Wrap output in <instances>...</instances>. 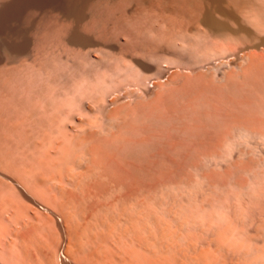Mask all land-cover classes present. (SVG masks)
<instances>
[{
  "label": "bare ground",
  "instance_id": "bare-ground-1",
  "mask_svg": "<svg viewBox=\"0 0 264 264\" xmlns=\"http://www.w3.org/2000/svg\"><path fill=\"white\" fill-rule=\"evenodd\" d=\"M126 62L146 78L168 63L190 72L175 124L142 127L162 131L160 147L133 139L144 131L131 105L92 104L101 124L75 117L92 107L80 82L114 83ZM31 192L59 195L66 253L42 235ZM44 259L264 264V0H0V264Z\"/></svg>",
  "mask_w": 264,
  "mask_h": 264
},
{
  "label": "rangeland",
  "instance_id": "rangeland-1",
  "mask_svg": "<svg viewBox=\"0 0 264 264\" xmlns=\"http://www.w3.org/2000/svg\"><path fill=\"white\" fill-rule=\"evenodd\" d=\"M131 65H132V64H129L128 62H126V66H125V63H124V66H125V67H122V68H123V69H124V68L126 69L127 66H129L128 68H130V69L127 68L126 70H127L129 73H133L132 71L135 70L136 77L134 76V74H133L132 76H129V75H131V74H129L125 69H124V70L126 71V73H124L125 71H124L123 69H121L122 72H123V74H128V77H129V78L126 77L125 75H123V74L119 71V73H121L122 76H121V74H120V77H119V74H118V75L116 76V79H115V77H114L115 80L113 79L114 81L117 80L118 83H119V84H118L117 81L114 82V83H117V84H118V85L115 84L118 90L115 88V85H114V83H112L113 81H111V80H110L111 82H110L109 80L106 81V82H100V83L102 84V86H101V84H99L98 81H95V80H93V81H88V80H87V81H88L87 83H90V85H87V83L85 84L86 81H85V82L82 81L83 83L80 82L81 87H80L79 89H82V88L85 87V86H86V88L88 89V86H90L89 88H90V90H91V89H94L95 85L97 86V88L95 87V88H96V89H95V93H94V91L92 92V90H91V92L89 93L90 90L88 89V93H86V95H87L88 97H86V95H84V98H83V99L89 101L91 105H92V104H96V103H98V104L101 105V102H102V100H103L102 103L105 104V105H103L104 107H111L112 105H113L112 107H114V108H115V106H117V107L119 106V107H120V106H121V103L123 104L122 106H124L125 104H128L127 106L131 105V106H132V109H134V110L132 111L131 106H129L130 109H128V108H127V109H128L129 112H131V111L134 112V111H135V113H136V110H137V113H136L135 116H138V117L140 116V117H141V119H140V122H141V123H140V124L137 123V124L139 125L138 127L141 126V130L144 129V128L142 129V127H144V125H145V128L147 127L146 129H148V126H147V125H148V122H147L148 119H146V118H147L149 115H150V116H149L148 118H150V119L153 118V116H154V117L157 116V120L161 118V119L158 121V124H159L158 128H160V129L165 128L166 125H174V124H175V120H174V119L172 120L171 118H173L172 116H174V118L176 119V116L179 117V116H181V115L183 114V112H182L183 107H182V106H185V102H184V101H186V99H188L187 97L189 96L188 94H189V92H190V91H189L190 89L188 88L189 85H187L186 83H184V84L181 83V81L183 82V78H182L180 75L182 74V75L184 76L183 73L188 74V73H190V72H187L188 70H187V71L182 70V69L180 70V68H178V66H173V65H175V64H170V63H168V64H167V65H168L167 67H168L169 69L166 67V68L168 69V71L166 70V73L168 72L167 74L164 73V76H163V75L160 76L161 73L157 72V73L150 74L151 76H150V75H149V76L147 75V76L149 77V79H147L148 77L146 78V75H145L143 72H141L137 67H135V66L133 67V65H132V67H131ZM169 65H172V66H169ZM132 68H133V69H132ZM135 68L138 70L139 73L136 72L137 70H136ZM156 69H158V68H156ZM129 70H132V71L130 72ZM156 71H157V70H156ZM158 71L161 72V69H159ZM169 71H170V72H169ZM162 73H163V71H162ZM170 73H171V74H170ZM172 73H173V74H172ZM174 73H175V74H174ZM142 74H143V75H142ZM154 74H157V77L154 78ZM177 74H178V75H177ZM179 74H180V75H179ZM139 75H140V76L142 75V76L140 77ZM144 75H145V77H143ZM124 76H125L126 78H128V80H127L126 78H124V79L127 80V81H125V80L122 78V77H124ZM177 76H178V77H177ZM133 77H135V78L133 79ZM150 77L153 78V79H151V81L154 80V81H153V84H154V82H155L154 85H155V86L157 85V86H156L157 88H156L153 84H152L153 87H152V86H148L149 83H150ZM159 77H160V79H159ZM161 77H162V78H161ZM163 77H164V78H163ZM179 77H181V78L179 79ZM117 78H118V79H117ZM137 78H139V79L137 80ZM157 78H158V79H157ZM170 78H171V79H170ZM172 78H173L174 80H173ZM122 79H123V80H122ZM129 79H130V80H129ZM142 79H143V80L145 79V80L142 81ZM119 80H120V81H119ZM146 80H147V81H146ZM158 80H159V81H158ZM165 80H166V81H165ZM169 80H170V81H169ZM176 80H177L178 82H177ZM179 80H180V81H179ZM121 81H122V82H121ZM124 81H125V82H124ZM131 81H133V82H131ZM134 81H135V82H134ZM172 81H175V82H172ZM91 82H93V85L91 84ZM107 82H108L109 84H107ZM139 82H140L142 85H141ZM144 82H146V83H144ZM165 82H166V83H165ZM94 83H95V85H94ZM147 83H148V85H146ZM159 83H160V85H158ZM169 83H170V84H169ZM174 83H175V85H174ZM83 84H85V85L82 86ZM97 84H98V85H97ZM110 84H112V85L114 86V88H113L114 90H112V89H109V90H108V87H107V86L111 87ZM120 84H121V85H120ZM127 84L130 85V87H133V88H129V86H128ZM162 84H163V86H165V87L161 86ZM178 84H179V85H178ZM180 84H181V85H180ZM99 85H100V87H99ZM119 85H120V86H119ZM124 85H126V86H124ZM139 85H140V87H139ZM170 85H171V86H170ZM176 85H177V87H178V86H182V87L184 86V87H183V89H182V87H180L181 89H180L179 87H178V88H175ZM185 85L188 86L187 89L185 88ZM113 86H112V87H113ZM118 86H119V87H118ZM135 86H136L137 89L134 88ZM141 86H142V87L145 86V88H144V87L142 88ZM166 86H167V87H166ZM121 87H122V88H121ZM125 87H126V88H125ZM146 87H149V88L147 89L149 92L146 90ZM171 87H172V89H171ZM101 88H102V89H103V88L105 89V90L103 89L104 92L102 91ZM106 88H107V89H106ZM127 88H128V91H127ZM163 88H164V89H163ZM130 89H132V90H130ZM149 89H150V90H149ZM167 89H169V90H167ZM174 89H175V90H174ZM179 89H180V92H177L176 90L179 91ZM99 90H100V91H99ZM121 90H122V91H121ZM134 90H135V91H134ZM153 90H154V92H153ZM155 90H156V91H155ZM171 90H172V91H171ZM173 90H174V91H173ZM107 91H108V92H107ZM112 91H113V92L115 91V92H117V93L115 94V92L113 93ZM130 91H131V92H130ZM99 92H100L102 95H101ZM102 92H103V93H102ZM121 92H122V93H121ZM126 92H127L128 95L126 94ZM143 92H145V93H143ZM155 92L157 93L158 96L156 95ZM173 92H174V93H173ZM183 92H184V94H183ZM185 92H186V93H185ZM112 93H113V94H112ZM134 93H135V95H132V94H134ZM142 93H143V94H142ZM160 93H161V94H160ZM171 93H172V94H171ZM178 93H179V94H178ZM98 94H99V95H98ZM105 94H106V95L108 94L109 96H106ZM138 94H139V95H138ZM144 94H145V95H144ZM150 94H151V95H150ZM167 94H168V95H167ZM94 95L96 96V98H95ZM116 95H117V96H116ZM121 95H122V96H121ZM155 95H156V96H155ZM160 95H161V96H160ZM170 95H171V96H170ZM177 95H178L179 97H177ZM184 95H185V96H184ZM187 95H188V96H187ZM90 96H91V97H90ZM92 96H93V97H92ZM97 96H98V97H97ZM119 96H120L121 98H120ZM135 96H136V97H135ZM141 96H142V97H141ZM153 96L156 98V101L154 100V98H152ZM180 96H181V97H180ZM182 96H183V97H182ZM130 97H131V98H130ZM171 97H173V98H171ZM91 98H92V99H91ZM98 98H99V99H98ZM102 98H103V99H102ZM110 98H111V99H110ZM119 98H120V99H119ZM133 98H134V99H133ZM160 98H161L162 101H160ZM93 99H95V101L92 102L91 100H93ZM96 99H97V100H96ZM105 99H107L108 102L105 101ZM112 99H113V100H112ZM122 99H123V101H122ZM124 99H125V100H124ZM158 99H159V101H158ZM99 100H100V101H99ZM115 100H116V104H115ZM134 100H135V101L137 100V101L135 102ZM138 100H139V101H138ZM148 100H149V102H148ZM170 100H171L172 102H170ZM96 101H97V102H96ZM98 101H99V102H98ZM111 101H114V102L112 103ZM151 101H152V103H151ZM157 101H158V102H157ZM166 101H167V102H166ZM182 101H183V102H182ZM94 102H95V103H94ZM139 102L141 103V107L139 106V105H140ZM181 102H182L183 104H182ZM106 103H107V104H106ZM108 103H109L110 105H109ZM144 103H145V104H144ZM171 103H172V104H171ZM180 103H181V104H180ZM117 104H118V105H117ZM136 104H137V105H136ZM143 104H144V105H143ZM147 104H148V106H146ZM166 104H167L168 106H167ZM175 104H176V105H175ZM150 105H151L152 107H151ZM157 105H158V107H157ZM181 105H182V106H181ZM77 106H78V103L76 102V104L73 105V108H76ZM96 106H97V104H96ZM127 106H125V107H127ZM159 106H160V108H159ZM164 106H165V107H164ZM93 107H94V108H93ZM97 107H98V106H97ZM97 107H95V105H92V107L90 108L91 110H90V109H88V110L86 109L85 112L82 110L83 113L79 110L78 107H77L76 109H74L76 112H75L74 110H73V111L77 114V115H76V114L74 113V114H75V117L78 118V119H77L78 121H80V120L83 119V120H82V123H84L85 120H86V124H87L88 126H90V124H92V123L95 124V123H96L95 120L99 119L100 116L103 114V111H102V110H101V111L99 110V109L102 107V105H101L100 107H98L99 109H98ZM112 107H111V108H112ZM134 107H136V108H134ZM168 107H169L170 109H169ZM178 107H179L180 109H181V107H182V109L179 110V109H177ZM141 108H143V109L145 108V110H143V109H141ZM147 108H148V109H147ZM166 108H168V112H167ZM77 109H78V111H77ZM154 109H155V110H154ZM160 109H161V110H160ZM159 110H160V112H159ZM177 110H178V111H177ZM149 111H150L151 113H150ZM157 111H158L159 113H158ZM170 111H171V115H172V116H171L170 113H169ZM180 111H181V113H180ZM96 112H97V113H96ZM99 112H100V113H99ZM101 112H102V114H101ZM145 112L148 113V115H147ZM156 112H157L158 114H157ZM164 112H165V114H164ZM70 113H71V112H70ZM79 113H81V114H84V113H85L86 116H88V115H90V116H89V117H86L85 115H81V114H79ZM88 113H90V114H88ZM138 113H139V114H138ZM143 113H144V114H143ZM71 114H73V113H71ZM74 114H73V115H74ZM96 114H98L99 118H97L98 116L96 117ZM131 114H132V113H131ZM137 114H138V115H137ZM141 114H142L144 117H143ZM159 114H160L161 116H160ZM173 114H174V115H173ZM93 115L96 117L95 120H94V118H93V117H94ZM169 115H170L171 117H170ZM175 115H176V116H175ZM83 116H84V117H83ZM91 117H92L93 120L90 119ZM101 117H102V118H101L102 120H101V119H99V120L103 122V120H104V119H103V118H104V114H103V116H101ZM162 117H163V118H162ZM142 118H143V120H142ZM170 119H171L172 121H171ZM90 120L94 121L95 123L92 122V121H90ZM154 120H156V118H155ZM157 120H156V121H157ZM162 120H163V121H162ZM168 120H169V121H168ZM78 121H77V122H78ZM87 121H88L89 123H88ZM100 121L97 120V122H99V123L101 124ZM142 121L145 122V123L143 124ZM167 121H168V122H167ZM91 122H92V123H91ZM169 122H170V123H169ZM171 122H173V123H171ZM78 123H79V122H78ZM75 124H76V125H75ZM75 124H74L73 128H76V129H77V128H78V124H77V123H75ZM80 124H81V122H80ZM84 124H85V123H84ZM84 124H83V126H84ZM137 124L135 125V128L137 127ZM146 124H147V125H146ZM96 125H97V124H96ZM162 125H165V126H162ZM94 126H95V125H94ZM79 127H80L79 129L83 128L82 126H79ZM138 127H137V128H138ZM137 128H136V129H137ZM76 129H75L74 131H76ZM79 129H77V130H79ZM144 130H145V129H144ZM144 130H143V131H144ZM58 131H59V132H56V142H57V140H58L57 143H59V141H60V143H61V142H65L64 140H66V139L63 138V137H67V136H66V134L64 133V130H63V129H59ZM137 132H139V133L141 132V134H142L143 137L141 136V134H138V136H137V134H135V136L133 137V139H134L135 137H136L137 139H141V138L143 139V138H145V136H147V137H146L147 139L145 138V140H146V142L149 141L148 144H149V143H150V144L152 143L151 146H158V145H159V147L161 146V145H160L161 143L159 144V143H157V142L160 141V140H159V139H160L159 135H161V132H162V131H159V130H155V131L146 130V131H144V132H147V133H144V132L142 133V131H140V128H139V129H137ZM57 133H58V134H57ZM73 133H74V132H73ZM135 133H136V131H135ZM62 134H63V135H62ZM152 134H153V135H152ZM155 134H156L157 136H156ZM139 136H140V137H139ZM152 136H154L155 138L153 139ZM156 137H157V138H156ZM158 137H159V138H158ZM171 137L173 138V139H171V140H173V141L176 140V138H175L174 136H171ZM60 138H61V140H59ZM136 138H135V140H137ZM174 138H175V139H174ZM155 139H156V140H155ZM152 140H153L154 142H153ZM157 140H158V141H157ZM160 142H161V141H160ZM150 144H149V145H150ZM153 144H154V145H153ZM150 153H151V151H150ZM56 177H58L57 174H56ZM4 184H5V183H2V184H1V185H2L1 190H2L3 188H5L6 184H5V186H4ZM3 186H4V187H3ZM7 187H8V186H7ZM8 189H9V188H6V192H7ZM4 191H5V189L3 190V192H4ZM8 192H9L8 194L4 192V193H5V194H4L5 197H8V198L13 199L12 197L15 196L13 200H15V199H16L15 201L18 200V199H17L18 197L15 195V193H14L12 190H11V191L8 190ZM11 192H12L13 195H11ZM35 192H36V191H35ZM56 193H57V192H56ZM31 194H33V196H35V197L37 196V194H39L38 197H40L41 199L38 198V197H37L36 199H39V200H41V201L44 200V203H45V204H44L43 202H41V201H39V200H38L39 204H38V205H35V206H34L33 204H30V203H29L30 205L33 206V208H35V209L37 208V209H38L37 211H39V209H40V212H42L41 215H42V214H43V215H44V214L46 215V216L44 217L45 219L42 220L41 217H42L43 215H42V216H41V215H37V212H36V210H35V216H37V217L39 218L38 220H42V222H40V221H39V222L42 223V225H43V223L45 224V225H43V227H42V225L40 224V227H41L40 230L43 231V234H42V231H40V233H41L42 235L45 234L44 236H47V235H48L49 237H51V238H49V239L47 240V241L50 240V242H51V243L48 242V244H54V243H57V245L55 244L56 247H54V248H55V249H54V250H55V253H56L57 250H58V249L56 250V248H58V247H59L58 245H60V244H59V243H60L59 241H61L60 237L65 238L66 246L60 248V250H58V253H57V254H58V255H60V254L62 255V252H65V253H66V251H67V240H69V237H70V230H71V228H70L71 225H69V224H71V223H69L68 221L66 222V217H65V216H66V213H65V212H64V214H61V213H60V212L62 211V209H64V208H63L64 206L62 205L61 200H59V199H60V198H59V195L57 194V196L54 197V196L50 195V193H48L49 196H48V195L46 196L45 193H42V194H41V193H37V194L35 195L34 192H31ZM43 194H44V195H43ZM7 195H8V196H7ZM43 196L46 197V198H44ZM50 196H51V197H50ZM51 198H54V200H56V202L52 201V202H54V203H51V201L49 200V199H51ZM46 200H47V203H46ZM58 201H59V203L61 202L60 205L63 206V207H61L60 205H57V206H56V204H59ZM40 202H41V204H40ZM50 203H51V205H52L53 208H54V207H56V208L52 209L51 207H49V206H51ZM55 203H56V204H55ZM29 204L27 203V205H29ZM43 204H44V206H43ZM30 205L27 207L28 210L32 209V207H31ZM46 205H49V206L45 207ZM29 207H30V208H29ZM57 207L59 208V211H60V212H59L58 210H57V211L61 214V216L64 215V216H63V217H65V218H64V221H63L62 217H60V214L56 212V209H58ZM43 211H44V212H43ZM52 211H53L54 213H52ZM63 211H64V210H63ZM29 213H30V214H32V213L34 214V212H33L32 210L29 211ZM50 213H51V214H50ZM56 215H58V216H56ZM39 216H40V217H39ZM48 216H49V217H48ZM37 217H36V218H37ZM56 217L58 218V220H59V218H60V220L58 221ZM51 219H52V221H50ZM45 220H46V221H45ZM53 220H54V222L56 221V222H55V223H56V226H54V224L52 223ZM60 221H61V222H60ZM39 222H38V223H39ZM47 222H49V223H47ZM50 222H51V224H50ZM58 222L60 223L61 226L58 225V224H59ZM63 222L65 223V225L63 224ZM61 223H62V224H61ZM49 224H50V226H47V227H46V225H49ZM44 226L46 227V231L44 230ZM53 226H54V227H53ZM62 226H63V227H62ZM65 226H67V228H65ZM48 227H49V228H48ZM50 227H51V229H52V228H55V230L52 229V230L55 231V232H53V236H52V235H49L50 232L47 233L48 230H50ZM56 227H57V228H56ZM60 227H61V228H60ZM47 228H48V230H47ZM62 228H63V229H62ZM56 229H58V230H56ZM61 229H62V230H61ZM60 230H61V231H60ZM63 230H67V231L65 232V231H63ZM50 231H51V230H50ZM59 231H60V235H59V233H58ZM68 231H69V232H68ZM61 232H63V233H61ZM51 234H52V233H51ZM67 234H68V239H67ZM56 235H57V236L59 235V236L56 237ZM64 235H65V236H64ZM54 237H55V239H56V238H58V239H57V240H54V239L52 240V238H54ZM47 238H48V237H47ZM54 241H56V242H54ZM57 246H58V247H57ZM50 247H51V245H50ZM65 247H66V248H65ZM46 252L50 254V249L47 248V249H46ZM60 252H61V253H60ZM62 257H63V256H62ZM44 260H45V261H44ZM44 260H43L44 263H42V264H46V263H47V262H46L47 259H44ZM49 263H50V264H58V261L55 259L54 262L51 261V262H49Z\"/></svg>",
  "mask_w": 264,
  "mask_h": 264
},
{
  "label": "built area",
  "instance_id": "built-area-1",
  "mask_svg": "<svg viewBox=\"0 0 264 264\" xmlns=\"http://www.w3.org/2000/svg\"><path fill=\"white\" fill-rule=\"evenodd\" d=\"M152 84H153V82L151 81V82L149 83V86H152Z\"/></svg>",
  "mask_w": 264,
  "mask_h": 264
}]
</instances>
